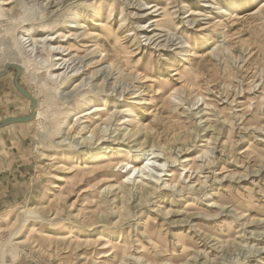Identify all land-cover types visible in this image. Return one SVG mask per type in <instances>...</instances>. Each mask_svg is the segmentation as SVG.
Returning <instances> with one entry per match:
<instances>
[{
  "label": "rangeland",
  "instance_id": "374dc122",
  "mask_svg": "<svg viewBox=\"0 0 264 264\" xmlns=\"http://www.w3.org/2000/svg\"><path fill=\"white\" fill-rule=\"evenodd\" d=\"M10 1V5L0 2L6 13L13 4L9 17L2 11L0 36L11 26L18 37L31 26L34 36L46 30L51 34L63 26L62 21L70 20L61 32L72 34L69 41L77 47L66 55L70 67L63 72L83 71L76 79L81 88L68 84L58 91L62 105L54 107L44 134L36 131L38 121L32 120L17 126L5 144L10 156L2 163L6 169L0 186V224L5 226L0 228V242L25 207L49 220L29 221L37 231L44 230L38 236L34 231L27 235L28 225L20 230L14 241L24 240L23 252L14 264H264V23L259 15L264 14V0ZM107 1L115 9L112 14L88 9L93 2ZM161 6L170 14L167 27L152 31V19L160 17L153 14H159ZM76 9L83 13L71 20ZM153 33L158 34L157 40L146 39ZM28 40L26 46L31 49ZM99 50L116 58L113 69ZM36 60L41 62L39 56ZM134 67L141 77H148L133 78ZM184 67L203 71L195 86L179 92L182 102L174 106L167 98L172 88L181 86L178 76ZM14 72L10 69L0 78V119L29 112V101L13 85ZM19 82L30 93L36 90L27 73H21ZM84 88L106 97L105 105L103 101L95 104H103L111 113L106 124L110 135L104 138L108 144L120 132L138 131L122 144L113 140L112 147L131 148L138 155L132 140L147 136L149 142L152 138L167 145L179 161L207 149L208 156L198 159L200 176L206 181L203 189L196 194L190 189L158 188L140 202L138 189L131 185L129 200L125 196L121 201L118 189L104 190L112 181L100 175L92 179L85 172L91 179L78 183L73 165L93 164L87 161L90 149L76 144L89 129L83 130L79 120L73 130L77 124L80 128L69 131L60 119L65 111L80 110L71 104L81 98ZM196 94L214 108L204 109ZM70 119L73 122L75 116ZM78 131L80 135L74 134ZM101 134L97 129V135ZM121 158L126 156L116 160ZM211 199L224 207H209ZM3 264H11V259L6 256Z\"/></svg>",
  "mask_w": 264,
  "mask_h": 264
},
{
  "label": "bare ground",
  "instance_id": "6f19581e",
  "mask_svg": "<svg viewBox=\"0 0 264 264\" xmlns=\"http://www.w3.org/2000/svg\"><path fill=\"white\" fill-rule=\"evenodd\" d=\"M0 2L2 3V5L3 4L4 5H10L11 4L10 0H3ZM1 3H0V5H1ZM51 3H52V1H51ZM12 6H13V4H12ZM12 6H11V8L9 6L6 10H8V12H10V10H12V8H13ZM157 6H158L157 4L152 5V6L150 5L149 7H147V10L152 8V7H157ZM258 8H260V7H258ZM88 9L93 10L95 13L101 12V14H102V12H105L107 14H112L115 10L114 8H112V5L108 1L104 2L103 4H100V2L99 3L93 2V3L88 5ZM158 9H161V12L159 14H153V15L154 16L158 15L160 17H159V19H152V21H151V25L153 26L152 31L162 30V28L167 27L164 25L166 22H168L166 17H168L170 15L169 11L166 10L165 6L164 7L161 6V7L157 8V10ZM123 10H124V8H123ZM157 10H153L152 12L157 11ZM2 11H4V10L0 9V22H1V20H4V18H3L4 14ZM116 11H117V9H116ZM8 12L6 13V11H4V13H6V18L10 16ZM12 12L13 11H11L10 13H12ZM193 12L191 11L190 14ZM82 13H83L82 9H78V10L76 9L73 12V15H71V20L73 18L75 19L76 17L81 16ZM86 13H87V11H86ZM7 14L9 16H7ZM120 14L123 15L121 9H120ZM259 15H260V19L264 23V14L260 13ZM125 18L122 16L121 20L125 21ZM9 19H11V18H9ZM68 19H70V18H68ZM40 20H41V18H40ZM126 20H127V18H126ZM76 21H78V20H76ZM68 22H71V21L70 20L62 21L61 22L63 25L62 27H65V24ZM100 22H102V21H100ZM126 22L127 21H125L124 23H126ZM79 24H80V22H79ZM102 24H104V23H102ZM80 25L82 27L83 24H80ZM97 25H99V23ZM120 25H123V24H120ZM124 26H126V25L124 24ZM62 27L59 30H56V32L51 33V34L49 33L50 30H46L42 35L34 36V35H32V33H34L33 32L34 27L31 26V27L22 29L21 36L18 37V34L15 33V29H13V27L11 26V28H9V30H6L5 32H3V36L2 35L0 36V56H2V55L4 56V59L2 58L0 60V68H2V66L5 62L17 63L21 66L22 73L23 74L24 73L29 74L31 76L33 83L35 84L36 90L34 89V91L31 93L37 102L36 117L34 120L38 121V124H37L38 130H36V131L40 132L41 134H44L47 131V128H48L47 121L50 120V118L53 114H55V111L53 110L54 107H56L58 104L62 105L60 103V101L58 100V97H57L58 91L61 88L68 86V84H74V86L78 89L82 87L81 82L76 83V79L80 75H82L83 71L79 72V68L78 69L73 68L68 73L63 72V69L65 66H66V70H67V68L70 67V64L68 63V59L66 58L67 57L66 55H70L71 53L76 52V50L73 47H77V43L75 41H73L72 43H71V41H69L72 39V38H70L72 34L65 35V33H62L61 32ZM66 27H69V25ZM17 29H19V28H17ZM139 30H142L145 32L147 31V29H144V28H139ZM84 34L88 35V33L86 34V32H84ZM132 34L134 35V37L137 36V35L135 36V33H132ZM106 35L107 36L110 35L109 32H107ZM128 35H129V33H128ZM157 35L158 34L153 33L152 35L147 36L146 39H148L150 41L154 37H156ZM25 36H28L27 39H30V40H28V42H30L29 45H31L30 46L31 49H27V46H26V40L27 39H24ZM65 37H66V39L64 40ZM158 37H156L154 39V41L157 40ZM7 39H9L10 42L9 41L7 42ZM186 42L188 43L187 40H186ZM3 43H4V45H3ZM194 44H196V42ZM217 48H218V46H217ZM216 52H217V50H216ZM99 53H100L101 59L104 60L108 64V68H111V69H113V67L115 66L114 65V62L116 60L115 57L120 58V56H115L114 57L115 59L112 60L111 58H109L107 56L105 50H99ZM38 56L40 57L41 62L37 63L36 59ZM134 70L135 71L133 73V75H134L133 78H137V79L139 78L140 79V78L148 77V75L145 73H144L145 75H143L141 77V72H139L138 68H135ZM202 71L203 70L200 69L199 67H197V68H193V67L185 68L184 67L183 70H181V72H179V76H178V78L181 79V86L179 88L174 87L171 89V91L168 95V98H167L168 103H170V104L172 103L174 106H178L182 102V99L179 97V92L183 91L187 88H191V87L195 86L197 84V75H198V73H200ZM161 87H162V85L160 84L159 88H161ZM103 95H105V94H103ZM195 96L199 100H202V104L204 105V109L208 110L209 107L214 108L213 103L207 102L203 95L196 94ZM80 97L81 98L79 100H77L71 104L73 106L70 105L71 107H76V108H79L80 110L76 113H71L70 110L65 111V112H63L64 115L60 119V121L62 123H64L67 128H69V131H70V129L73 130V126H75L77 121H79V120H83V121H81V124H84L82 129L83 128L89 129V130L85 131L87 133L82 134V135L79 134L80 131H78L77 133L73 132L74 134L80 135L78 138L79 141L78 140H77V142L75 141L76 144L77 145H79V144L83 145V147L90 149L87 152L88 153V160L87 161L88 162H89V160L93 161L92 165H88L87 163H85V165H83L82 167H79L78 163H75L73 165V168L75 169L74 171H76L74 176L79 178L78 183L89 182V180L91 179V178L88 179L87 176H85V172H87L89 174L91 173L89 176L93 175L92 179H94L97 175L98 176L100 175L102 177H105L106 179H110L109 180L110 182L112 181V183L110 185H106L104 187V190L108 189V188L109 189L113 188V190L118 189V191L121 193V195L119 197L120 200L122 201L123 199H125V196H128V200H129V196H131V195H130V189L128 187L131 185L132 187H135L138 189L136 194H137L140 202H144V201L148 200V196L152 195L154 193V191H156L158 188H161V190H163V191L164 190L172 191V189L178 190V188H179V191H181V192L186 191V189H190L192 191H195L196 194H198L200 189L201 190L203 189L202 187L205 186L206 181L203 180L204 176H200L202 163H199L201 161L198 159L202 160L203 158L208 156V150L207 149L201 150L200 154L194 156L193 158H188L185 155V156L181 157L182 159H181V161H179L177 155H174L169 150V147L167 145H164V144L161 145L160 143H156L155 139L152 140V138H151V141L149 142V141H147L148 140L147 136H145L146 140L145 139H143L142 141H136L135 139L132 140V141H134L133 146H135V148H136L135 151L139 152L138 155H134L135 153L132 154L131 148L130 149L129 148L124 149V148L119 147V146L112 147L110 144L112 143L113 140H117V141L119 140V142H117V143L122 144L126 139H129V138L133 137L134 135L138 134V131L137 130L131 131V129H130V130H128V132H120L117 134L118 135V136H116L117 138L114 137V139L112 141H110L111 143L109 142V144H108L109 139L108 138L104 139V138L107 135H110V133L107 129V125L110 122V119H111L110 114L111 113L108 115V110L106 108H102L103 104L102 105L95 104L96 101H103V102L106 101V99H105L106 97L105 98L104 97L99 98V96L97 94H95V92L92 89H88V88L87 89L84 88L81 90ZM198 101H195V104ZM105 104L106 103L104 102V105ZM261 104H262V102H261ZM263 104H264V100H263ZM107 105H108V103H107ZM206 110H204V111L206 112ZM128 111H130V110H128ZM71 115L75 116V119L73 120V122H71L72 119H70ZM206 119L208 120V117ZM200 120H202V118H200ZM126 121H129V120H126ZM224 121H226V123H227L226 118H224ZM98 122H100V123H98ZM96 125H98V128L96 127ZM79 126L80 125L77 124V127H75V130H73V131H77L78 128H80ZM90 127H92V128H90ZM97 129L99 130L100 133H102L99 136L97 135ZM207 140H209V138H207L206 141ZM104 144H107V145L104 147L103 146ZM156 146H161V148H163V151H160L159 147H158V149L155 148ZM75 148H77V147H75ZM182 150H180V152ZM82 151H84V150H82ZM124 156H126V159L121 158L122 160H116V157H124ZM205 161L206 160H204V162ZM206 163L208 165L209 160ZM94 166H96L98 168L94 169ZM115 167H117V169H114ZM193 174H195V176L193 177L194 180H191V176ZM197 186H199L198 189L196 188ZM102 196H104V195H102ZM116 196H117V193H116ZM106 202H107V200H106ZM187 202H189V201H187ZM215 205L224 207V203L220 202L219 200L216 201L214 199H211L209 207H215ZM54 210H56V209H54ZM40 214L36 210H32V209L29 210L26 207L24 208V210L20 214L19 219L15 220V222H13V225L10 226V228L8 230L9 231L8 237L5 240H2L0 242V264H3V259L6 256H8L11 259V264H14L19 259L20 253L23 252V249L21 248L20 244L24 240L14 241V239L16 238V236L19 234L20 230L23 227L28 225L26 227V229L28 228L27 235H29L28 234L29 232L34 231L37 234L36 236H38L39 233L44 231V230L43 231L42 230L37 231L38 229L36 230L34 223L30 224V222H29L32 220H37L39 222L48 223L49 220L44 219ZM191 214L195 216L197 213H191ZM235 214H236V212H235ZM215 215H217V214H215ZM207 216H210V215H207ZM7 218H8V216H7ZM7 218L5 217L3 219V221H5ZM4 226H5L4 224H0V228L4 227ZM68 236H70V234ZM41 237L45 238L44 235ZM109 242H110V240H109ZM116 248H117V246H116ZM119 250H121V249H119ZM122 256H124V255H122ZM121 259H123V258H121ZM121 259H120V261H121Z\"/></svg>",
  "mask_w": 264,
  "mask_h": 264
},
{
  "label": "water",
  "instance_id": "95a60500",
  "mask_svg": "<svg viewBox=\"0 0 264 264\" xmlns=\"http://www.w3.org/2000/svg\"><path fill=\"white\" fill-rule=\"evenodd\" d=\"M10 69H14L15 71L13 76V85L15 89L29 101V112L25 115L7 116L0 119V129L10 124L26 123L34 120L36 117V99L19 82V77L22 73L21 66L13 62H5L0 70V78L5 76Z\"/></svg>",
  "mask_w": 264,
  "mask_h": 264
},
{
  "label": "crops",
  "instance_id": "0c3cea01",
  "mask_svg": "<svg viewBox=\"0 0 264 264\" xmlns=\"http://www.w3.org/2000/svg\"><path fill=\"white\" fill-rule=\"evenodd\" d=\"M23 115H25V114H23ZM29 122H31V121H29ZM29 122L10 124V125H7V126L0 129V186H3L1 184V180L4 179L2 171H4L6 169V168H4L2 163L5 161V159L8 158V156H10V152H8L7 150L4 149L5 144L10 142V137L14 134L13 130L16 129L17 126L22 125V124H27ZM6 163H7V160H6ZM6 163H5V165H6Z\"/></svg>",
  "mask_w": 264,
  "mask_h": 264
}]
</instances>
